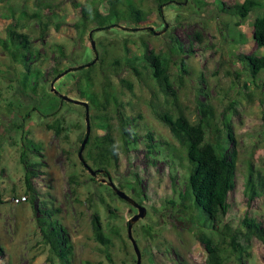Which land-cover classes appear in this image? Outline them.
<instances>
[{"label": "rangeland", "instance_id": "1", "mask_svg": "<svg viewBox=\"0 0 264 264\" xmlns=\"http://www.w3.org/2000/svg\"><path fill=\"white\" fill-rule=\"evenodd\" d=\"M108 1L0 0V36H5L7 27L14 26L18 32L27 34L32 50L40 54L33 62V68L43 72L44 80L53 64V53L49 51L51 46H63L69 58L62 62L61 69L76 68V65L93 61L89 30L94 26L89 25L79 35L72 25L80 20V6L95 7L106 15ZM130 1L146 15V21L140 27L153 28L159 34L131 32L122 25V29L113 27L108 32L99 31L92 35L95 47L101 49V67L109 83L107 91L121 105L115 106L111 100L106 112L90 108L93 118V126L90 121L91 136L103 133L99 128L102 123L100 117L106 116L120 153L118 166L105 172L118 188L120 182H127L128 189L123 192L138 203L140 201L139 204L147 210L145 218L132 228V236L141 253V264H204L205 250L194 236L196 225L188 223L187 216L178 212L177 204L163 207L166 200L176 199L179 193H184L187 166L177 159L173 165L169 163V147H173L181 157L184 150L167 127L153 116L152 108L159 111L165 107L164 98L157 94L149 70L143 72V79L139 81L128 69L118 66L114 72L109 64L123 57V40L127 43L130 57L141 56L146 50L158 51L169 43L170 37H175L185 50L192 46L193 54H184L183 57L187 73L182 74L177 102L197 116L195 103L208 98L215 109V124L219 128L223 123L231 126L238 155L236 186L228 198L230 208L225 223L232 228L237 227L247 215L264 224V195L250 203L244 196L247 163H252L254 170L264 175V73L258 75V86H255L238 59L239 54L255 52L257 56L264 55V48L256 49L252 40V22L256 17L264 16V2H259V6L241 21L236 16L218 15L216 2L232 5L243 0H186L182 5L165 6L164 23L151 1L145 0L141 4L138 0ZM20 11L30 16L12 19L19 16ZM33 13L42 15L43 23L48 22L43 43L41 27L38 28L36 19H32ZM22 25L26 27H20ZM196 35L200 36L201 42ZM99 69L95 68L93 72ZM22 71V65L10 54L0 52V170H4L0 175V247L5 252L0 264H50L46 261L47 248L40 243L33 213V207L41 201L60 210L57 218L67 230L72 244L71 264H135L136 256L127 237V222L133 216L134 208L113 195L111 188L101 183L98 176L91 177L77 156L80 139L85 134L84 108L65 102L56 117L41 118L37 114L41 112V93L30 98L23 96L19 89ZM171 71L177 74L179 69L173 66ZM78 74L82 72L70 71L54 83V88L72 100L83 101L71 87L72 77ZM95 78V83L100 80L97 76ZM120 79L132 83V92L120 85ZM47 87L45 84V98L53 94ZM95 90H98L97 86ZM33 106L37 111H31ZM118 111L128 118L130 131L137 138L136 147L128 154L121 151ZM26 113H30L24 123L28 138L42 148L40 156L28 153L30 159L40 163L39 175L33 180L37 192L34 205L24 196L20 133L8 130L11 123L20 124ZM55 119L63 128L59 135L48 129ZM148 133L153 137L149 141L146 138ZM148 143L156 144L151 154H148ZM70 177L74 181H69ZM136 180L139 193L143 195L139 200L133 195L135 187L130 188ZM109 209L116 212L115 216ZM94 213L99 215L106 233L119 230L121 237H112L113 244L107 251L111 261L93 240L91 215ZM148 227H151L150 236L144 233ZM226 264H238V260L229 254ZM246 264H264V243L252 242Z\"/></svg>", "mask_w": 264, "mask_h": 264}, {"label": "trees", "instance_id": "2", "mask_svg": "<svg viewBox=\"0 0 264 264\" xmlns=\"http://www.w3.org/2000/svg\"><path fill=\"white\" fill-rule=\"evenodd\" d=\"M143 1L145 0H138L140 4ZM149 1L155 5L159 19L164 21V23H166L165 6L170 4L182 5L186 2V0ZM261 1L264 2V0H243L241 3H233L232 5L217 1L216 13L218 15L236 16L243 21L259 6L258 3ZM108 6L109 10L106 15H102L95 7L80 6V20L74 23L72 27L81 35L87 30L89 25H93L94 28L89 30L91 36L99 31L108 32L113 27L122 29V25H125L124 27L126 28L124 29L131 32L144 31L149 35L159 34L153 28L140 27L145 23L146 15L130 0L125 2L109 0ZM19 14V16L12 17V19L20 20L30 16L25 11H20ZM31 17L36 19L38 28L41 27L40 37L43 43L49 26L48 22L43 23L42 15L37 13H33ZM20 27L26 26L22 25ZM58 27L56 25V29ZM163 28L165 29V24ZM196 37L201 42L200 36L196 35ZM252 40L256 49L264 48V16L256 17L253 20ZM143 46L147 47L145 43H143ZM191 47L185 50L175 37H170L169 43H166L165 47L158 51L153 49L146 50L141 56L130 57L127 43L123 40V57L115 59L109 64V68L114 69V72L118 66L126 68L139 81L143 79V72L149 70L151 73L150 80L154 82L157 94L164 98L165 107L159 111L152 108L153 116L167 127L172 137L184 150V156L181 157L175 153L173 147H169V154L167 155L169 163L173 165L175 159H177L179 163H187V166L184 175V193H179L176 199L166 200L163 203V207L168 208L177 204L178 208H180L178 212L187 216L186 220L188 223L196 225L194 236L205 250L204 264H226L229 254L237 258L238 264H246L250 258L252 242L264 243V224L262 221H257L247 215L241 219L237 227L232 228L228 223H225V218L230 208L228 198L234 192L236 186L238 155L231 126L223 123L219 128L215 124L217 123L215 109L208 98L205 97L202 102L195 103L197 116H194L185 106L180 107L177 102V89L182 86V74L187 73L183 57L184 54H193ZM95 49L98 59L94 64L89 67H85L86 64H82L81 66L83 67L80 70L73 68L74 70L72 71H81L82 74L72 77L71 87L76 91L79 99L87 102L89 110L93 107L95 109L100 108L106 112L111 100L115 106H120L121 104L118 103L117 98L110 96L107 91L109 83H107V76L104 75L105 70L101 67L103 63L101 49L98 47H95ZM49 51L53 53V64L43 80V72L33 68V62L40 57V54L36 50H32L29 36L18 32L15 26L7 27L5 36H0V52H7L23 67L18 81L22 95L33 98L38 93H41V112L37 113L41 118L56 117L63 103H65L55 94H50L51 97L46 96V98L44 95V85L48 84L47 90L51 91V83L69 69V67L60 68L63 61L69 60L63 46H51ZM238 59L242 63L243 69L248 72L252 82L255 86H258L257 77L259 74L264 73V55L257 56L255 52H252L250 54H239ZM121 62L122 65H120ZM77 66L79 65L75 67ZM173 66L178 67L179 72L177 74L172 73L171 69ZM95 68L99 70L93 72ZM96 76L100 79L96 82L97 84L95 83ZM119 83L132 92V83L124 79H120ZM96 86L98 87L97 91L95 90ZM199 92L203 91L200 90ZM36 108V106H33L31 111H37ZM29 116L30 113H26L20 124L11 123L8 130L20 133V163L24 171V196L28 202L34 205L37 202V192L33 187V180L39 175L40 171H38V168L40 163L30 159L28 153L40 156L42 148L28 138L29 133L25 129L24 123ZM90 121L93 126V118L91 116ZM100 121L102 123L99 128L103 133L94 137L90 134L82 156L93 170L106 171L109 168L118 166L120 151L115 143L112 127L106 116H101ZM117 121L118 132L122 141L121 151L124 154H128L132 148L136 147L137 138L130 131L132 128L128 118L120 111L117 112ZM262 121L264 123V105H262ZM48 129L53 130L56 135L63 131L58 119H55L54 123L48 126ZM84 136L85 134L81 137L80 142H82ZM146 138L149 141L153 137L148 133ZM147 148L149 150L148 154H151L156 148V144L148 143ZM246 166L244 196L247 198V202L250 203L264 195V175L259 170H254L252 163L248 162ZM3 172L4 170H0V175ZM101 175L104 177L103 175L105 174ZM90 180L95 181L94 178H90ZM69 181H74V179L70 177ZM119 186V190L128 189L127 182H120ZM133 187H135L134 197L138 200L141 199L143 195L139 193V182L137 180L130 188ZM109 211L115 216V211L111 209ZM33 213L40 236V243L48 251L46 261L50 264H54V262H57V264H71L72 244L67 230L57 218L60 210L41 201L37 202V205L33 207ZM91 227L93 240L102 247V251H104L108 261H111L107 251L113 244L112 237H121L119 230L113 229L109 234L106 233L101 219L96 213L91 215ZM150 231L151 227L144 229V233L148 236H150ZM4 256L5 252L0 247V259H3Z\"/></svg>", "mask_w": 264, "mask_h": 264}, {"label": "water", "instance_id": "3", "mask_svg": "<svg viewBox=\"0 0 264 264\" xmlns=\"http://www.w3.org/2000/svg\"><path fill=\"white\" fill-rule=\"evenodd\" d=\"M89 38H90V44H91V48L94 52V60L92 62H90L89 64H86L85 67H89L90 65L94 64L97 59H98V55H97V51L95 49V44L94 41L92 40V36L91 34H89ZM83 66H78L74 69L80 70L82 69ZM73 68H69L67 71H65L64 73H62L60 76H58L52 83H51V87L50 90L53 94L57 95L62 101L64 102H70L73 103L75 105H80L84 108V121H85V136L80 144V148L78 151V159L80 161V163L82 164V166L87 170V172L90 174L91 177H96L97 175H101V174H105L106 178H102L100 179L101 183L107 184L112 191L114 192V194L120 198L121 200L125 201L126 203H128L130 206H132L133 208H135L137 210V213L135 215H133L127 222V237L129 239V241L131 242L132 248H133V252L136 256V261L135 264H141V253L140 250L138 248V245L136 243V241L134 240L133 236H132V228L133 225L139 221L140 219L145 218L147 210L144 206L139 205L137 202H135V200H133L130 196H128L125 192L119 190L115 184L111 181L110 176L103 170H93L91 167L88 166V164L84 161L83 159V150L84 147L89 139V136L91 134V126H90V110H89V105L84 102V101H78V100H72L69 97L60 94L55 88H54V83L56 82V80H58L61 76L66 75L68 72L74 70Z\"/></svg>", "mask_w": 264, "mask_h": 264}, {"label": "flooded vegetation", "instance_id": "4", "mask_svg": "<svg viewBox=\"0 0 264 264\" xmlns=\"http://www.w3.org/2000/svg\"><path fill=\"white\" fill-rule=\"evenodd\" d=\"M104 177H102V175H100V176H98L99 177V179H102V178H105V175H103ZM111 181H112V179H111ZM107 185V184H106ZM108 186V185H107ZM109 187V186H108ZM110 188V187H109ZM118 188V187H117ZM112 190V189H111ZM135 202H137V201H135ZM138 203V202H137ZM139 204V203H138ZM139 205H141V204H139ZM142 206V205H141ZM132 207V206H131ZM133 208V207H132ZM134 210H135V212L132 214V215H135V213L137 212V210L134 208Z\"/></svg>", "mask_w": 264, "mask_h": 264}]
</instances>
